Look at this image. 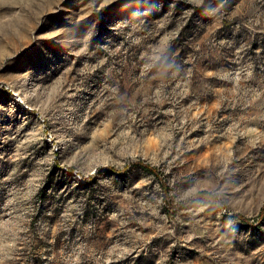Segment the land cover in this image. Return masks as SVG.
<instances>
[{
  "label": "rangeland",
  "instance_id": "374dc122",
  "mask_svg": "<svg viewBox=\"0 0 264 264\" xmlns=\"http://www.w3.org/2000/svg\"><path fill=\"white\" fill-rule=\"evenodd\" d=\"M0 264H264V0H0Z\"/></svg>",
  "mask_w": 264,
  "mask_h": 264
},
{
  "label": "trees",
  "instance_id": "16d2710c",
  "mask_svg": "<svg viewBox=\"0 0 264 264\" xmlns=\"http://www.w3.org/2000/svg\"><path fill=\"white\" fill-rule=\"evenodd\" d=\"M135 164L143 167L144 169L148 170L151 173L156 174L157 176H160L159 169L155 165H152V164H149V163H144V162H141V161L135 162ZM125 169H127V167L124 168V169H117V168H114V167L109 168V170L114 171V172H121V171H124ZM70 170H72V168H70ZM91 179H92V177H90V176L85 177L86 183H90ZM163 186L167 188V185H165L164 183H163ZM197 198L208 200V199L214 198V196L212 195L211 191L202 190V191H200L197 194ZM237 216L239 218L243 219L244 221H250V218H247V217H245L243 215H237Z\"/></svg>",
  "mask_w": 264,
  "mask_h": 264
}]
</instances>
